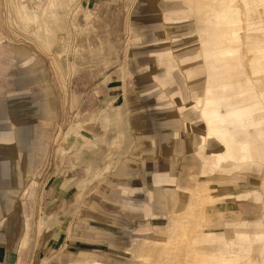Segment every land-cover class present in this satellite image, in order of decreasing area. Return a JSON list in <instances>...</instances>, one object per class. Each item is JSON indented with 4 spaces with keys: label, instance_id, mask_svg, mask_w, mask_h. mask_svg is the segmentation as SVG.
<instances>
[{
    "label": "crops",
    "instance_id": "0c3cea01",
    "mask_svg": "<svg viewBox=\"0 0 264 264\" xmlns=\"http://www.w3.org/2000/svg\"><path fill=\"white\" fill-rule=\"evenodd\" d=\"M152 1L76 0L74 7L62 10V3L38 0L35 9L20 16L34 21L22 27L27 33L19 39L10 26L13 2L0 0V264H126L132 259L128 238L153 233L132 230L153 227L157 210L165 208L166 214L185 206L190 183L184 177L203 162L194 146L201 136L195 106L179 107L190 108L197 122L188 112L181 115L186 136L173 104L159 113L136 102L143 93L139 83L150 81L146 69L151 59L137 54L147 44L142 47L130 37L144 16L139 4L148 3L147 9ZM176 8L165 14L166 23ZM185 56L177 63L169 49L158 53L166 72L155 76L159 99L164 90L182 103L197 94V86L189 93L165 77L176 76L175 67L181 65L193 86L203 71L189 67L199 59L196 55ZM237 65L219 71L207 65L210 89L222 90L226 84L225 93L238 96L235 85L248 76ZM251 99L264 106V82L244 102ZM228 108L221 106V112ZM249 118L232 122L227 116L233 160L219 161L207 174L210 185L218 186L210 193L209 211H219L214 216L224 214L220 207L225 202L243 211L262 208L259 192H252L246 177L252 167L264 166V123L244 127ZM195 128L196 135L191 134ZM221 171L224 176H218ZM250 194L253 204L247 203ZM233 214L223 225L233 229L232 237L215 239L221 223L212 215L208 237L227 244L220 247L227 264L238 258L254 264L250 252L259 242L256 247L264 252V233L245 229L259 226L261 219H235L240 215Z\"/></svg>",
    "mask_w": 264,
    "mask_h": 264
},
{
    "label": "rangeland",
    "instance_id": "374dc122",
    "mask_svg": "<svg viewBox=\"0 0 264 264\" xmlns=\"http://www.w3.org/2000/svg\"><path fill=\"white\" fill-rule=\"evenodd\" d=\"M37 1L38 0H12L13 9H11L10 12V16L12 17L10 26L18 31L17 36L19 39L25 38L27 33V31L25 30L26 27L24 29L22 27H24L26 24L32 25L34 21V19L30 18L24 19L26 15L24 17L20 16H23L29 10L35 9ZM52 1L54 2V6H56L57 3H62V10H65V8L68 7L72 8L77 4L76 0ZM152 2L153 7L151 6L147 9L145 8V6L148 3L139 4V6L141 7V15L144 16H141V25L139 26V29H133V33H131L130 37L131 42L133 41L134 43L139 44L142 47L145 46L143 44H147L148 49H145L143 51L139 50L137 54L139 56H145L147 59H151L150 67L149 69H146V74L150 75V81L146 83L142 81L141 84L139 83V90H142L143 93L142 96L138 100H136V102L140 107L149 106L157 108L159 113L167 112L168 105L166 106V104H173V108H175L177 113V118H179L180 121V127L184 128L186 136L188 134V130L185 127V121L183 120L181 115L188 112L187 114L190 118L193 119L192 121H194V123H197L195 122V118H193L196 115L199 123L201 124H199V126H196V128L198 129L199 127H201V136L200 138H198V141L196 139L195 142L198 143V151L201 152L199 160L201 159L203 160V162L199 164L200 166L202 165L200 170L196 169L190 171L189 175L187 173L186 177L184 178H186L187 184L190 183L189 189H191V186L195 179L202 181L205 188L208 186L206 189L209 188L207 190V194L208 196H210L211 188L213 192L218 186L212 184L210 185L208 178L211 179L212 176H208L207 174H209L213 170V168L223 157L222 154L218 153L215 154V156L213 155L212 160H208L209 156L203 154V150L201 149V147H204L206 143L205 140H207L208 136H215L216 139L218 138V140L225 142V134L220 135L218 131L212 129L215 123H213L212 125L207 123V119L203 116L202 113L203 110L199 111L202 108H196V114L194 115L191 113L190 108L181 111L179 107L193 106L195 103L199 104L200 101H198L197 96L200 95L203 98V107H205V109H214L216 108V105L219 104V102H223L222 104H220V107L223 105L229 107L235 106L234 109L240 108L241 110L246 111H250L251 109L255 112H260V114L253 117L252 122L254 125L264 123V106L261 101L257 99H251L253 101L244 102L246 98H254L256 96L257 89L260 88V85L264 80H262L259 76V64L264 59V0H155V2ZM191 6H195L197 7V9L195 11H192ZM173 8L177 9L174 12V18L180 21L172 24L170 21L174 18L168 16L166 23L165 14H168L170 11H172ZM234 22L238 24V27L230 26ZM181 40L183 41L182 45L185 44V46L179 47L178 49L176 47H173L174 42ZM158 42H163V44H158ZM175 46H177V44H175ZM163 49H169L172 52L173 58L177 60V63H180L179 57H184L185 55L191 53L199 58L196 61L192 60L189 64V67L198 66L196 68L203 71L201 74L202 77L199 80H196V82L193 81V86L190 84L187 73L181 65H177V67H175L176 76H165L168 79L170 78V80H172L171 83H175V85L181 84L182 86L187 87L189 93L197 86V94H192V100L188 98L184 103H182L176 97L171 98L169 96V93H166L165 90V95L163 93L164 96L161 99L158 98L157 89L159 86L155 76H164V74L166 73L164 62H162V64L158 63V53L163 52ZM180 49L182 53L181 55H178L177 52ZM240 58L242 65L240 63ZM187 59H190V57ZM206 62L208 64H206ZM234 62L238 63V65L240 66H243V69H246L245 71L247 72L248 76L245 82L235 85L238 89H240L237 90L238 96L227 95L225 93L227 92V88L225 87L226 84H221L220 87L222 88V90L212 88L210 89L206 70L207 65H209L212 70L219 71L228 69L227 67H229L231 64H234ZM238 65L237 67H239ZM143 70L144 69H142L141 72ZM239 74L241 73L239 72L237 75ZM152 77L155 78L154 81ZM160 89L161 91H163V88ZM221 94H223V96H220ZM185 97L186 95H183L182 99H184ZM196 128L193 129V131H190V133L194 134ZM211 147L213 148V145ZM195 160H197L196 162H199L197 158H195ZM262 168L264 172V166ZM262 168L259 170L258 168L255 169L254 167H252L253 171H249V175H247L246 177L247 180L252 184V192L255 190L259 192L257 193V195L258 197H260L259 204H261L262 208H258V205H255L256 210H251L249 208L243 211L239 210L240 207L234 202H225L223 206L221 205L220 207L221 210H225L222 216H214L215 213L216 215L217 213L219 214V211H209L208 209L206 211L207 219L205 220V222L197 225V231H201V235L199 234L200 236H197V238L195 236L193 237L192 234H189L186 231L183 233V235L180 236L179 242H181V245L184 246L180 258L181 264L228 263V258L222 257V254H220V247L227 246V244H218L217 242H213L212 238L208 237L211 231H209L210 223L207 220L210 219L211 215L213 216V221H219L221 223L220 227L216 229L218 231L216 236L217 238L215 239H219V235L223 238L233 236V229H224L223 227L226 221L232 219V216L234 215L233 213H236V215H240L235 219L245 218L248 220H253L258 215L261 219L260 225H250L245 230H248L251 234L254 230H258L264 233V185L262 184L264 173H262L261 171ZM241 171L244 172V170ZM221 172L222 175L218 176L225 175L223 171ZM233 174L234 173H230L227 175L232 176ZM180 189L184 190V194L187 193L186 186ZM253 197L254 194H250L248 202H246L249 204H253ZM234 208L237 209L230 210V212L228 211L229 209ZM221 210L220 213H223ZM165 212V208H163L162 210H157V212L155 213L156 220L153 227L136 228L131 231L130 234H133L138 230L148 229L152 230L153 233H146L145 235L139 234L136 236H130L128 238L126 251L129 254L128 256H131L132 259H128L126 261V264H147L146 258L144 260L136 258L134 256V253L132 251L133 244L141 238H150L155 243L162 242L163 239L166 238V230L169 224L168 219L165 216ZM204 228L205 230H203ZM221 233H223L224 235ZM257 245L259 247V245H262V242H259L258 244L255 243L253 245V247L255 248L250 252L251 258L253 259L254 264H264V252H260L256 247ZM235 251L236 250H233L232 252ZM99 261L103 262V264H111L107 260H94L93 264H99ZM236 261H242V259L238 258ZM243 264H250V261L246 260Z\"/></svg>",
    "mask_w": 264,
    "mask_h": 264
},
{
    "label": "bare ground",
    "instance_id": "6f19581e",
    "mask_svg": "<svg viewBox=\"0 0 264 264\" xmlns=\"http://www.w3.org/2000/svg\"><path fill=\"white\" fill-rule=\"evenodd\" d=\"M196 9L197 7L191 6L192 11H195ZM177 21L180 20L174 18L170 22L172 24H175V22ZM237 25L238 24L234 22L230 26L238 27ZM182 43L183 41L181 40V42L178 43L177 46L175 47L178 49L179 47L185 46V44L182 45ZM181 53H182L181 49L178 50L177 54L181 55ZM259 67H260L259 76L263 80L264 59L260 62ZM201 77L202 76L200 75V77L198 79H195L194 82H196V80H199ZM198 96L197 99L198 101H200V103L199 104L195 103L193 105L195 106V109L202 108L199 111L203 110L202 113L203 116L207 119V123H209L210 125L215 123L212 129L218 131L220 135L225 134V142L218 140V138L216 139L215 136H208L207 140H205L206 143L204 147H201V149L203 150V154L209 156L208 160H212L213 155L215 156V154L218 153L222 154L223 158L221 160H224L225 158L227 159L231 158L233 155H231V151L226 140L227 130L225 124H226L227 116H230L232 122L243 120V118L250 117L251 119L249 118L250 120L248 121L249 125L247 126L244 125V127H249V126L251 127L252 125L255 126L252 122L253 117L260 114V112H255L251 109L250 111L241 110L240 108L234 109L235 106L233 107L230 106L227 110V113H222L220 104H222L223 102H219V104H217L216 108L214 109H205V107H203V101H202L203 98L200 95ZM212 145L213 148L211 147ZM194 146L196 147L197 150L199 149L198 143L195 142ZM241 147H243V150H246L247 146L244 145ZM206 188L202 183V181L195 179V181L191 186V189L188 190L187 202L183 207V209L178 211H170L165 214L169 222L168 228L166 230L167 232L166 238L159 243L157 242L155 243L150 238H141L137 240L133 244V248H132L134 256L136 258L144 259V260L146 258L147 264H181L180 258L184 246H182L181 242H179L180 236L183 235V233L186 231L187 233L192 234L193 237L195 236L197 238V236L201 235L200 234L201 231L200 232L197 231V225L205 222V220L207 219L206 211L209 209V206L211 204V199L210 196H208L207 194L208 193L207 190L209 188L208 189ZM207 221H209L210 223L209 226H211L212 222L210 221V219H208ZM203 230H205V228ZM241 236L245 237L246 235H241ZM245 261L246 260L240 261L237 262L236 264H243L245 263ZM99 262H100L99 264H103V262L101 261Z\"/></svg>",
    "mask_w": 264,
    "mask_h": 264
}]
</instances>
